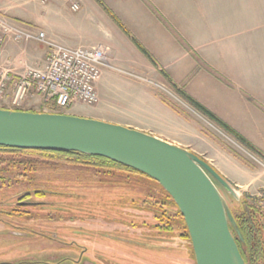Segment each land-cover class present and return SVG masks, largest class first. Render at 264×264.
Listing matches in <instances>:
<instances>
[{
    "label": "rangeland",
    "instance_id": "obj_1",
    "mask_svg": "<svg viewBox=\"0 0 264 264\" xmlns=\"http://www.w3.org/2000/svg\"><path fill=\"white\" fill-rule=\"evenodd\" d=\"M72 2L0 0V15L31 29H36L35 22L43 18L46 26L64 43L93 46L96 43L107 42L101 18L92 15V9L88 6L85 8H89L86 14L84 9L72 11L69 8ZM239 4V8L247 13L245 18L239 20H245L248 25L252 24L254 30L264 33V0H242ZM253 37L255 41L256 37L254 35ZM7 43L19 46L18 54L28 44L12 41ZM4 51L5 45L0 50L2 66L9 68L21 64L36 65L26 62L20 55L14 56L13 59L6 57ZM7 60L10 61L9 66ZM117 66L121 67L118 64ZM130 70L150 80L151 83L128 79L106 68L101 75L103 84H99V100L94 105L78 102L63 111L51 103L46 104L39 95L30 94L19 106H13L9 101L2 106L7 109L35 112L76 113L84 117L133 123L134 101H130L127 104L129 106L120 105L119 102L126 78L139 87L137 91L140 87L146 89L150 95L163 99L180 112L192 117L215 147H218L212 148L214 145L205 147L196 141L195 151L221 169L226 176L235 177L234 168L227 159L223 160L220 157L221 151L229 153L252 170L254 177H246L244 173L239 172L238 179H235L237 185L232 186L239 195L250 199L251 197L243 190L246 180L256 178L262 182L263 186L255 191L254 198L251 199L264 210V167L250 155L263 163L264 156L240 143L181 97H177L178 100L172 98L168 92L176 94L175 90L165 82L155 79L148 73ZM10 94L11 91L8 92V97ZM182 102L184 104H181ZM142 122H145L146 127L149 126L147 119ZM37 164L33 168L29 167V170L19 169L18 174L16 170H0V177L3 176V179H0L2 210L16 206L15 201L21 199L26 192L30 194L32 204H35L29 206V214L26 217L9 215L0 210V264H13L21 258L31 261L27 264H46L44 261L49 264H163L167 256L169 259L171 257L172 263L173 258L187 257L188 263L194 264L192 250L187 240L177 232L174 234L160 232L153 226L155 220L151 209H138L133 206L134 198L137 199L136 202L139 201L140 194L135 187L140 183L133 182L132 186L128 187L131 184L122 173L115 172L107 176L104 171L88 166L44 162ZM17 175L22 176L16 177ZM133 180L138 179L134 177ZM146 184L150 185L149 182ZM37 190L42 191L44 195L35 196L34 192ZM142 192L146 193L144 190ZM221 192L229 206L235 207L234 200ZM40 202L42 204H36ZM5 222L6 224H3ZM16 225L23 228H15ZM175 225L179 226L177 223ZM51 256H54L55 260ZM68 257L71 260H60Z\"/></svg>",
    "mask_w": 264,
    "mask_h": 264
},
{
    "label": "crops",
    "instance_id": "obj_2",
    "mask_svg": "<svg viewBox=\"0 0 264 264\" xmlns=\"http://www.w3.org/2000/svg\"><path fill=\"white\" fill-rule=\"evenodd\" d=\"M54 1L62 3L66 0ZM71 1L78 2L80 9L85 10L84 14L89 10L85 9L88 6L92 15L101 18L107 42L93 46L106 47L110 61L129 70L148 73L171 89L186 93L244 137L250 148L264 156V33L254 30L252 24L248 25L245 20H239L247 15L244 9L239 8L242 0H100L109 12L98 0ZM43 20L37 19L36 29L42 30L49 40L68 47L88 46L64 43ZM131 37L149 52L153 60L137 48ZM39 45L30 42L18 54L19 46L6 43L3 54L12 59L20 55L26 62L42 65L47 49ZM101 80L102 77L96 83L98 97L103 84ZM122 87L120 105L129 106L127 104L134 101V122L97 119L155 135L198 156L200 153L194 146L196 141L205 147L214 145L185 112L150 95L146 89L140 87L137 91L138 86L126 78ZM146 119L148 127L142 122ZM220 157L229 161L235 177L226 176L216 165L203 159L231 185L236 187L235 179H238L239 172L246 177H254L252 170L229 153L221 151ZM262 184L256 178L246 180L243 190L253 199Z\"/></svg>",
    "mask_w": 264,
    "mask_h": 264
},
{
    "label": "water",
    "instance_id": "obj_3",
    "mask_svg": "<svg viewBox=\"0 0 264 264\" xmlns=\"http://www.w3.org/2000/svg\"><path fill=\"white\" fill-rule=\"evenodd\" d=\"M0 146L101 156L155 180L182 215L196 264H246L242 233L223 191L234 187L196 153L144 131L67 113L0 108ZM233 230V232L231 231Z\"/></svg>",
    "mask_w": 264,
    "mask_h": 264
},
{
    "label": "built area",
    "instance_id": "obj_4",
    "mask_svg": "<svg viewBox=\"0 0 264 264\" xmlns=\"http://www.w3.org/2000/svg\"><path fill=\"white\" fill-rule=\"evenodd\" d=\"M70 9L79 11L80 4L72 2ZM9 41L42 44L47 48V54L42 65L21 64L7 68L0 64V108H4L2 105L8 101L13 106H19L30 94L39 95L46 104L51 103L63 111L78 102L94 105L99 100L96 83L106 68L128 79L151 83L132 70L113 64L106 47H68L49 40L42 30L28 28L0 15V50ZM6 62L9 66L10 61ZM174 92L176 94L168 93L175 100L181 97L187 103ZM250 156L264 167L257 157Z\"/></svg>",
    "mask_w": 264,
    "mask_h": 264
},
{
    "label": "trees",
    "instance_id": "obj_5",
    "mask_svg": "<svg viewBox=\"0 0 264 264\" xmlns=\"http://www.w3.org/2000/svg\"><path fill=\"white\" fill-rule=\"evenodd\" d=\"M98 1L103 6L101 1ZM103 7L109 12L107 7ZM114 19L124 30V32L130 36L129 32L125 30L123 25L115 17ZM131 39L145 56H147L150 60H153L149 52L135 38L131 37ZM176 91L199 113L203 114L209 120L216 123L220 128H222L226 133L232 135L240 143L250 148L249 143L244 137L232 129L228 124L219 119L210 110L205 108L202 104L197 102L186 93H183L177 89ZM170 105L173 106L172 104ZM38 162L88 166L96 170H101L102 172L104 171V174L107 176H109V174L113 175L115 172H120L127 177V180H129L131 185L128 187H131L133 182H135V184H137L136 182L140 183V185L137 184V187L133 185L135 188H137V192L140 194L138 202H136L137 199L135 198L132 200V202H134L133 206L138 209H151V213H154L153 217L155 220L153 226L160 232H165L167 234H174L177 232L179 236L187 240L192 250L191 240L186 224L176 204L169 194L155 180L151 179L147 175L101 156L87 155L72 151L21 149L0 146V170H16V174H18L19 169L29 170V167L33 168V166L38 165ZM20 176L22 175H17L16 177ZM129 177L132 179H129ZM134 177H136L138 180H133ZM0 179H3V176H1ZM147 182H149L150 185H147ZM143 190L146 191V193L142 192ZM34 194L35 196L44 195L42 191L38 190L35 191ZM26 196H30V194L26 192L21 196V198ZM234 202L235 207L231 208V211L243 236V242H239L236 238L240 253L246 264H264V211L251 198L249 199L242 196L239 202ZM151 206H153L155 209ZM175 223H177L179 226H176ZM231 231L233 232L232 229ZM192 257L194 264H196L194 254ZM187 259V257L173 258L172 263L171 257L169 259L167 256L166 262L163 264H189Z\"/></svg>",
    "mask_w": 264,
    "mask_h": 264
},
{
    "label": "flooded vegetation",
    "instance_id": "obj_6",
    "mask_svg": "<svg viewBox=\"0 0 264 264\" xmlns=\"http://www.w3.org/2000/svg\"><path fill=\"white\" fill-rule=\"evenodd\" d=\"M29 196H26V197H22L21 199H19V200H17V201H15V204H16V206H11L8 210H2V208H0V210H2L1 212H4V213H7V214H12V215H24L25 217L26 216H28V214H29V211H28V208H29V206H31V205H35V204H32L33 202H31V200L29 199ZM40 203H42V202H40ZM37 204V203H36ZM3 224H6V222L5 223H3ZM7 224H9V223H7ZM10 224H12L13 225V223H10ZM15 226V225H14ZM23 228L21 225H16V227L15 228ZM69 243H71V242H69ZM52 257V256H51ZM54 257V256H53ZM52 257V258H53ZM28 259V258H27ZM54 259V258H53ZM71 260L70 259V257H68V258H66V259H64V258H62V259H60V260ZM49 260H51V259H49ZM55 260V259H54ZM29 262H31V261H27L26 260V258L25 259H23V258H21V259H19V260H17V261H15L13 264H27V263H29ZM33 262V261H32ZM46 264L48 263L47 261H44ZM76 262V261H75ZM49 264V263H48Z\"/></svg>",
    "mask_w": 264,
    "mask_h": 264
}]
</instances>
